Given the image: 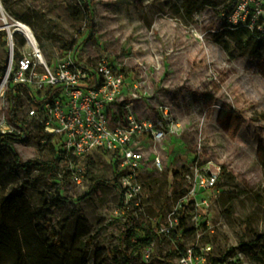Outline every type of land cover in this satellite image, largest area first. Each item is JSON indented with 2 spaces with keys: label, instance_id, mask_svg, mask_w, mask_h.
<instances>
[{
  "label": "rangeland",
  "instance_id": "1",
  "mask_svg": "<svg viewBox=\"0 0 264 264\" xmlns=\"http://www.w3.org/2000/svg\"><path fill=\"white\" fill-rule=\"evenodd\" d=\"M89 2L95 15L92 29L83 0H0V32H13L15 59L25 38L15 31L16 21L31 28L49 63L75 45L78 61L96 66L107 59L131 89L139 85L140 118H163L165 110L172 115L175 130L158 146L162 169L145 164L139 176L145 214L135 242L141 253L129 260L119 251L127 220L119 210L120 189L109 182L114 172L110 153L95 151L81 162L88 166L82 185L66 178V165L58 162V180L39 179L30 188L33 204L52 212L56 229L66 226L68 245L87 246L91 264H178L182 250L172 234L160 232L174 211V232L184 249L207 245L222 261L241 252L247 264H264V48L240 43L236 30L223 29L228 0ZM201 3L210 7L189 14L191 6ZM51 35L61 40L47 39ZM12 57L9 35L5 44L0 35V125L12 124L11 87L18 97L17 118L29 132L26 140L13 142L14 148L22 161L51 160L60 146L40 140L42 125L28 120L34 103L27 90L11 81ZM141 142L150 146L146 138ZM196 169L218 173L216 186L200 192L199 205L184 199ZM30 170L31 177L44 172L35 166ZM58 187L71 201H56ZM76 208L86 220L74 214ZM198 233H203L200 238ZM150 245L154 259L145 260L143 251Z\"/></svg>",
  "mask_w": 264,
  "mask_h": 264
},
{
  "label": "built area",
  "instance_id": "2",
  "mask_svg": "<svg viewBox=\"0 0 264 264\" xmlns=\"http://www.w3.org/2000/svg\"><path fill=\"white\" fill-rule=\"evenodd\" d=\"M222 23L223 29L245 27L264 38V0H228ZM15 31L23 32L19 26ZM23 33L25 38L17 59L14 34H8L13 56L8 74L12 75L14 84L23 87L31 96L34 106L28 113V120H38L44 131L53 137L52 142L60 146L58 151L63 155L72 182L77 185H82L88 176V166L81 165L84 159L95 151L112 154L122 192L120 213L126 220L129 215L145 214L144 186L139 176L149 164L162 169L163 158L158 146L175 130L172 115L165 110L163 118H140L136 114L139 85L132 87L129 96L124 75L111 61L102 59L96 66L78 61L74 57L75 45L68 55L49 63L31 28L29 33ZM2 129L24 134L13 124ZM143 138L150 142L148 148L142 144ZM145 164L148 165L145 167ZM217 179V172L196 169L195 180L184 199L199 205L200 192L215 187ZM174 215L175 211L169 216L170 224L160 229L161 233L172 234ZM202 234L198 233V237ZM211 250L210 246L197 244L180 254L178 264H207ZM152 252V245L144 249L145 260L151 258ZM223 263L248 262L244 254L238 252L220 262Z\"/></svg>",
  "mask_w": 264,
  "mask_h": 264
},
{
  "label": "trees",
  "instance_id": "3",
  "mask_svg": "<svg viewBox=\"0 0 264 264\" xmlns=\"http://www.w3.org/2000/svg\"><path fill=\"white\" fill-rule=\"evenodd\" d=\"M83 4L88 28L92 29L95 24L92 5L89 0H83ZM209 7V4L201 3L191 6L188 12L189 14H194ZM233 30L237 31L236 39L240 43H253L258 51L264 48V38L260 37L257 33L245 27ZM0 35L2 43L5 44L8 33L6 30H2ZM50 38L61 40L60 36L57 35L48 36L47 39ZM20 41L22 42V40ZM0 67L2 68L1 65ZM8 100L11 104V122L15 127L24 132V136L18 130L12 133L4 132L0 125V264H91L87 246L84 245L77 249L68 245L65 240L67 234L66 226L61 227L60 230L56 229L52 225V212L34 205L31 201L29 197L30 188L39 179H44L49 183L59 179L58 162H64L63 155L57 149H54L51 160L22 161L20 154L14 148L13 142L26 140L29 132L17 118L18 97L15 95L14 88L10 87L8 89ZM39 136L40 140H53V137L46 133L43 127L40 128ZM111 159L113 160L112 154ZM31 166L43 169V174L40 177H31ZM222 170L226 171V167H222ZM64 175L66 178L71 176L69 171H66ZM109 182L119 187L115 169L113 178ZM93 185L94 180L92 179L91 191ZM56 193V201L59 203L64 204L71 201L70 198L62 196L61 187L57 188ZM120 193L122 203L121 189ZM73 212L83 220H86L81 209L76 208ZM143 216L144 214L138 217L129 215L120 237L119 251L129 260L134 259L137 254L141 253V247L135 240L137 231L141 229L139 219ZM172 236L184 253L186 249L182 247L174 231L172 232ZM153 259V257L150 258V260ZM220 262H222L221 259L213 257L209 253L207 264H220ZM94 264L104 263L96 261Z\"/></svg>",
  "mask_w": 264,
  "mask_h": 264
},
{
  "label": "bare ground",
  "instance_id": "4",
  "mask_svg": "<svg viewBox=\"0 0 264 264\" xmlns=\"http://www.w3.org/2000/svg\"><path fill=\"white\" fill-rule=\"evenodd\" d=\"M25 33H29V27L21 21H16V27H18Z\"/></svg>",
  "mask_w": 264,
  "mask_h": 264
},
{
  "label": "crops",
  "instance_id": "5",
  "mask_svg": "<svg viewBox=\"0 0 264 264\" xmlns=\"http://www.w3.org/2000/svg\"><path fill=\"white\" fill-rule=\"evenodd\" d=\"M130 89H131V86L128 87V95H129V96L131 95V94H130ZM141 105H142V101L138 100V102H137V106H136V111H137V112L140 111L139 108L141 107ZM141 118H143V117H141ZM144 118H145V117H144ZM145 119H146V118H145Z\"/></svg>",
  "mask_w": 264,
  "mask_h": 264
}]
</instances>
